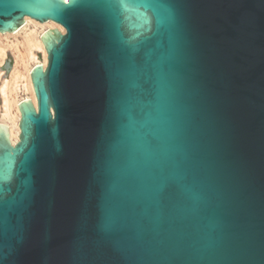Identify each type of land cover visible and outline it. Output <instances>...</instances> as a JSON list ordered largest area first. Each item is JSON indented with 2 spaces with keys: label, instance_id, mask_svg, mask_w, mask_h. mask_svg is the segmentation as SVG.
Masks as SVG:
<instances>
[{
  "label": "water",
  "instance_id": "water-1",
  "mask_svg": "<svg viewBox=\"0 0 264 264\" xmlns=\"http://www.w3.org/2000/svg\"><path fill=\"white\" fill-rule=\"evenodd\" d=\"M24 18L63 33L0 125V264H264V0H0Z\"/></svg>",
  "mask_w": 264,
  "mask_h": 264
},
{
  "label": "bare ground",
  "instance_id": "bare-ground-1",
  "mask_svg": "<svg viewBox=\"0 0 264 264\" xmlns=\"http://www.w3.org/2000/svg\"><path fill=\"white\" fill-rule=\"evenodd\" d=\"M22 26L13 33L0 34V38H15L21 37L20 41L15 43L7 42L6 44H0V63H5L4 50L10 49L16 54V61L14 66L10 65V69L6 72L3 67H0V111L1 117L9 120V123H0L1 126L7 127L8 139L12 145L18 140V121L19 110L18 105L21 101L29 100L36 108V99L33 93L30 72L32 67H28L29 61L33 60V49H39L43 53V62L40 64L43 68L47 64V56L41 42V35L45 31L57 30L63 33V28L52 22L38 23L29 18H24ZM31 25L32 30L26 31V27ZM8 78V79H6ZM25 91L29 93L28 97H23L19 100L15 99L16 92Z\"/></svg>",
  "mask_w": 264,
  "mask_h": 264
},
{
  "label": "rangeland",
  "instance_id": "rangeland-1",
  "mask_svg": "<svg viewBox=\"0 0 264 264\" xmlns=\"http://www.w3.org/2000/svg\"><path fill=\"white\" fill-rule=\"evenodd\" d=\"M32 29H33V27L31 25H28V27H26V31H29V30H32ZM20 39H21V37L18 36L17 39L8 38L6 40H7V42L15 43L17 40L20 41ZM6 40H5V38L1 37L0 38V44L1 43L2 44H6ZM4 52L5 53H4L3 61L4 62L5 61H10L11 66H14L15 61H16V59H15L16 54L13 51H11L10 49H8V48H5ZM42 62H43V53H42V51L39 50V49H33V60L29 61L28 67H32L35 64L36 65L37 64H41ZM3 65H4V63L1 62L0 63V67H3ZM6 79H8V78H6ZM28 96H29V93H27L25 91L24 92L23 91H19V92L17 91L16 95H15V99L19 100V99H21L23 97H28ZM1 114H2V112L0 111V123H5V124L9 123V120L3 119L1 117Z\"/></svg>",
  "mask_w": 264,
  "mask_h": 264
},
{
  "label": "snow or ice",
  "instance_id": "snow-or-ice-1",
  "mask_svg": "<svg viewBox=\"0 0 264 264\" xmlns=\"http://www.w3.org/2000/svg\"><path fill=\"white\" fill-rule=\"evenodd\" d=\"M140 6H142V7H143V6H145V5H140ZM147 23H148V25H149V27H150V21H148Z\"/></svg>",
  "mask_w": 264,
  "mask_h": 264
}]
</instances>
